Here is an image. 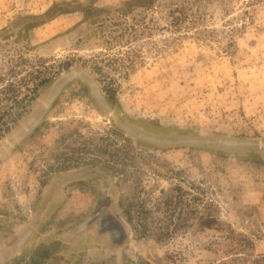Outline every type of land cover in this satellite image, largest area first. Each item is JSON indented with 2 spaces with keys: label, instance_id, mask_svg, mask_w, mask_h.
<instances>
[{
  "label": "rangeland",
  "instance_id": "1",
  "mask_svg": "<svg viewBox=\"0 0 264 264\" xmlns=\"http://www.w3.org/2000/svg\"><path fill=\"white\" fill-rule=\"evenodd\" d=\"M0 264H264V0H0Z\"/></svg>",
  "mask_w": 264,
  "mask_h": 264
},
{
  "label": "trees",
  "instance_id": "2",
  "mask_svg": "<svg viewBox=\"0 0 264 264\" xmlns=\"http://www.w3.org/2000/svg\"><path fill=\"white\" fill-rule=\"evenodd\" d=\"M132 1H133V0H132ZM134 1H135V0H134ZM130 3H131V2H129L128 4H130ZM88 13H89V11L86 12L85 15H87ZM48 81H49V80L46 79V80H42V81L38 82V84H36L35 88H33L31 91H32V92L36 91V87H37V86H39V85H43V84L47 83ZM8 88H12V84H9V85L6 87V89H8Z\"/></svg>",
  "mask_w": 264,
  "mask_h": 264
}]
</instances>
